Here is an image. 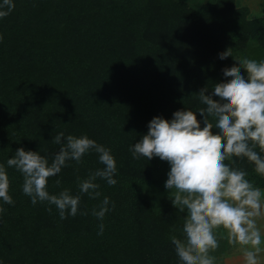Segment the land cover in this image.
I'll list each match as a JSON object with an SVG mask.
<instances>
[{
    "label": "trees",
    "instance_id": "1",
    "mask_svg": "<svg viewBox=\"0 0 264 264\" xmlns=\"http://www.w3.org/2000/svg\"><path fill=\"white\" fill-rule=\"evenodd\" d=\"M13 3L0 18V164L14 201L0 200V264H181L171 237L184 238L186 213L165 188L170 165L158 157L134 159L129 148L153 118L171 121L177 111L205 107L193 95L204 88L211 95L213 85L230 79L223 70L238 66L221 53L264 60V19H250L237 0H209L198 9L177 0ZM241 75L247 78L244 69ZM196 114L203 128L204 117ZM59 132L87 135L110 149L117 164V184L98 178L95 200L78 187L104 167L94 150L49 179L50 194L80 195L77 215L63 220L55 205H33L23 175L7 167L19 148L51 163ZM234 159L264 189L254 166ZM104 197L110 210L101 221L92 210Z\"/></svg>",
    "mask_w": 264,
    "mask_h": 264
},
{
    "label": "clouds",
    "instance_id": "2",
    "mask_svg": "<svg viewBox=\"0 0 264 264\" xmlns=\"http://www.w3.org/2000/svg\"><path fill=\"white\" fill-rule=\"evenodd\" d=\"M14 8L13 0H3L0 18L7 17ZM228 57H233L238 65L223 70L224 76L230 78L228 82L213 85L211 95L206 94L208 88L193 95L205 107L196 112L177 111L171 121L153 118L148 133L129 148L134 159L158 157L170 165L165 188L173 206L181 214L186 213L184 238L171 237L181 264H216L217 258L211 253L219 249L221 239L240 253L243 264H264V229L259 223L264 220V189L250 181L247 171L236 166L234 159H246L255 173L264 177V60L234 57L232 49L219 55L221 60ZM241 69L246 71L247 78L241 75ZM213 96L219 97V102ZM197 112L204 117L203 128ZM214 128L219 134H213ZM52 143L60 148L51 163L38 152L19 148L7 160V167L23 175L22 190L33 205L38 201L55 205L63 220L66 214L77 215L80 195H73L70 189L50 194L49 179L61 173L67 161L83 163L82 158L94 150L104 167L79 180L78 187L81 194L95 200L101 196L98 178L109 186L117 184L113 178L117 164L110 149L87 135L78 138L59 132ZM55 183L59 186L61 181ZM9 192V176L0 164V200L13 205ZM109 204V198L104 197L98 209L93 208L92 215L102 221L110 210ZM99 227L98 234L103 235V223Z\"/></svg>",
    "mask_w": 264,
    "mask_h": 264
},
{
    "label": "rangeland",
    "instance_id": "3",
    "mask_svg": "<svg viewBox=\"0 0 264 264\" xmlns=\"http://www.w3.org/2000/svg\"><path fill=\"white\" fill-rule=\"evenodd\" d=\"M185 2L192 8L198 9L209 0H177ZM239 7H247L250 10V19H264V0H237ZM260 226L264 229V220L260 221ZM217 258L216 264H243L240 253L228 245L224 239L220 240L219 249L211 253ZM262 262H264V254H262Z\"/></svg>",
    "mask_w": 264,
    "mask_h": 264
}]
</instances>
